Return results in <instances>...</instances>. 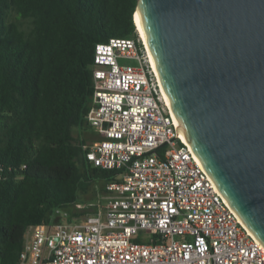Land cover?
<instances>
[{
    "label": "built area",
    "instance_id": "built-area-1",
    "mask_svg": "<svg viewBox=\"0 0 264 264\" xmlns=\"http://www.w3.org/2000/svg\"><path fill=\"white\" fill-rule=\"evenodd\" d=\"M90 68L94 135L82 150L116 173L96 203L72 205L79 214L57 208L27 226L17 264H264V246L179 133L139 34L96 43Z\"/></svg>",
    "mask_w": 264,
    "mask_h": 264
},
{
    "label": "trees",
    "instance_id": "trees-1",
    "mask_svg": "<svg viewBox=\"0 0 264 264\" xmlns=\"http://www.w3.org/2000/svg\"><path fill=\"white\" fill-rule=\"evenodd\" d=\"M136 4L0 0V264H17L27 226L79 214L84 180L116 173L86 159L81 131L95 44L136 37Z\"/></svg>",
    "mask_w": 264,
    "mask_h": 264
},
{
    "label": "water",
    "instance_id": "water-1",
    "mask_svg": "<svg viewBox=\"0 0 264 264\" xmlns=\"http://www.w3.org/2000/svg\"><path fill=\"white\" fill-rule=\"evenodd\" d=\"M136 11L194 154L264 246V0H137Z\"/></svg>",
    "mask_w": 264,
    "mask_h": 264
},
{
    "label": "rangeland",
    "instance_id": "rangeland-1",
    "mask_svg": "<svg viewBox=\"0 0 264 264\" xmlns=\"http://www.w3.org/2000/svg\"><path fill=\"white\" fill-rule=\"evenodd\" d=\"M119 63L126 65L138 64L137 60L131 58H119ZM81 135L82 138L87 141L94 134L91 128H85L81 131ZM84 182H86V185L83 184V188H84L83 191L82 190L78 191L77 200L81 203H96L99 199V196L103 192V187L105 185L106 180L103 178H91L84 180Z\"/></svg>",
    "mask_w": 264,
    "mask_h": 264
},
{
    "label": "bare ground",
    "instance_id": "bare-ground-1",
    "mask_svg": "<svg viewBox=\"0 0 264 264\" xmlns=\"http://www.w3.org/2000/svg\"><path fill=\"white\" fill-rule=\"evenodd\" d=\"M134 20H135V25H136V31H137V33L139 34V36L142 38V40L144 41L145 46H146V49H147L148 54H149V57H150V60H151V63H152V65H153L154 70L156 71L155 66H154V64H153V61H152V58H151L150 53H149V48H148V46H147V44H146V42H145V39H144L143 31H142V29H141V27H140V24H139V21H138V18H137V11L134 13ZM156 73H157V71H156ZM157 75H158V74H157ZM161 86H162V85H161ZM162 92H163V94H164V96H165V99H166L167 103L169 104L168 98H167L166 94L164 93L163 88H162ZM169 107H170V104H169ZM170 109H171V107H170ZM171 112H172V114H173V116H174V119H175L176 125H177V127H178L179 133L181 134V136H182V138L184 139V141H185L186 143L189 144V142H188L186 136L184 135L182 129L180 128V126H179V124H178V121H177V119H176V117H175V115H174L172 109H171ZM189 145H190V144H189ZM190 147H191V146H190ZM198 161H199V160H198ZM199 162H200V161H199Z\"/></svg>",
    "mask_w": 264,
    "mask_h": 264
}]
</instances>
